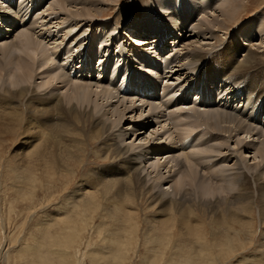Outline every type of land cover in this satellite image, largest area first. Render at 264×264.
I'll return each mask as SVG.
<instances>
[{
	"label": "rangeland",
	"instance_id": "1",
	"mask_svg": "<svg viewBox=\"0 0 264 264\" xmlns=\"http://www.w3.org/2000/svg\"><path fill=\"white\" fill-rule=\"evenodd\" d=\"M5 1H3L4 3L1 6L6 5ZM45 1L47 3L44 5L34 4L33 6L36 8L31 9L25 15V19H22L21 16L17 17L18 14L24 16V10L15 8L13 11L11 10L12 12L10 14H7L0 9L2 15H5L10 21L11 26H8L9 21L6 23L2 19L0 20V23L4 21L0 26L2 28V34L0 35V66L3 67L0 70V93L6 86V84L1 85V83L9 81L5 70L7 69L8 71L12 67L11 69H14L12 71L15 74L18 73L21 75L22 71H26L29 74H27L29 78L26 83L30 87V90L35 91L41 96H46L50 93H59L63 104L67 105V94L75 82H90L89 80L92 79L94 81V78H97L101 74L96 72L97 69L95 71L90 70V72L85 66H83V69H86V72L83 69L80 72V65H75L76 67L74 69L73 64L71 68L76 72L68 75L71 69L69 63L63 60L64 53L71 50L70 52L73 51V55H75L78 51H81V46H77L79 37L84 39L82 42L83 46H88V43L91 45V47H88L91 53L93 49L99 48L96 41L97 37L100 36H96L93 42V35L105 33L104 35L106 36L104 37H106L107 42L104 44L109 47L108 52L101 49L96 57L89 53V57L86 56L80 59L85 60L90 58L99 60L101 73L104 66L108 67L109 60L115 61L117 56H120L119 52H122V55L129 56V59H125V64L121 61L122 63L118 66V68L122 66L125 68V66L128 67L131 64L132 67H128L129 71L126 74L120 75L118 72L109 70L108 68L98 77L99 79L97 78L101 80L99 83L102 85L110 86L112 83L113 85L111 87L114 86L119 89L122 87L120 90H122L123 94L120 95L121 97L119 96L120 98L128 97V93H132L130 88L134 84V81H127L125 87L124 82L121 81L122 79L124 80V76L129 77L141 74L152 83V86L156 83V87L158 86L157 90L152 89L155 92L152 93L151 97L154 98L155 102L161 101L169 103V108L154 113L155 119L149 120L150 122L153 120L152 124H148L145 129L140 130V133L137 131V133H139L138 137L140 135L144 137L148 136L147 140L149 141L147 145H144L145 148L150 147L149 143L153 142L152 140L154 139V137H151L150 140V135H148L150 132H154L155 137L161 136L162 138H166V150H164V154L161 156L154 154V157H150L154 158V160L159 159L160 161L164 160V158H175L177 162H181L182 165L179 162L178 165L171 166L173 163L168 165L170 171L167 172L169 173L167 180L169 179L168 181L170 182L171 180L174 181L185 167L192 171L195 181L201 179L206 183L218 187L219 180L217 177L219 176L216 174V161L218 162L220 158L227 157V162L224 163L227 166H232L237 162L241 163L243 161L238 167L248 175L251 186H254V175L259 170L262 172V169H264V159H261L257 150H255L260 147L258 142L263 137V132L260 131L259 124H255V127H258V130L262 132L259 135L260 137H257V135L249 137V134H242L244 132H240L236 136H230L234 133L228 136L227 134H218V132L209 128L206 129L203 126L204 124L196 118L186 117V113L200 109L199 106L173 104L175 102H173L174 99L171 101V96H168L167 93L172 89L166 82L169 76L165 77L166 79L164 78L165 74L162 70L164 63H161L158 55L157 58H154L159 64L156 69L153 68L155 70L154 75L156 76L155 81L151 80L152 77L150 78L151 71L145 73L135 69L137 64L135 60L136 56L139 57L144 54L146 48H144V44L143 47L140 46L141 48L134 45L137 41L132 35L140 36L141 38L155 36L156 32L153 30L137 33L144 27L142 26L143 22H141L144 18L146 23L156 22L160 23V25L164 24L167 28L162 26V31L171 28L175 31L177 24L173 20L174 15H170V11L182 14L184 13V9L190 10L188 9L190 7L193 10H191L193 13L189 18L191 26L197 24L200 30L202 28L204 30V27L207 26L213 30L215 38L209 37V33L196 34L195 32L197 30L193 32L192 37L187 38L186 34L185 36H181V32L176 31L178 33L180 32L178 35L181 39L178 42L179 45H175L179 38H173L174 34L165 35L163 38L166 45L163 47V49L166 47L164 52L174 49L173 59L175 63H173H177L180 66V64H186V60L182 59L186 52L192 53L200 49L202 44H208L202 50H204L203 53L208 55V60L204 62L209 69L212 64H219L218 56L213 55V51L220 50L227 41L229 44L225 45L226 53L224 54V59H226L225 78L229 76H233L234 78H232V81H227V79L225 82L217 84L216 86L214 81H210L211 83L207 82L206 85L208 84V90L213 91L210 94L212 98L220 91L223 85L226 87H234L236 92H238L236 98L241 95L237 100L244 106V103L252 99V96L246 87L243 88V83L240 82L244 81V77H246V83L249 79L253 78L264 86V66L261 69L260 67L259 69H255L251 73L235 72L234 69L238 60L243 57V50L237 53L234 50L235 46L240 42L257 52L261 59H264V29L263 31L261 30L264 27V0H237V4L239 3L237 13L239 15L236 14L235 20L230 22H227L224 18L229 0H221L222 2L224 1L223 3L220 0H204V4L199 5L198 10L193 9L196 0H179L180 2L178 0ZM169 3L176 4L171 6L170 9L172 8L173 10L169 9L168 12V9H165V7ZM50 4H52L51 9L49 8ZM240 4H244V7H241ZM38 6H45L46 11L38 8ZM88 7L91 9L99 8L101 13H94V16H92V13L91 15L84 16L76 14L80 11L88 14L87 10H90ZM152 10L158 14L157 16L160 21L157 19V16L152 17V19L146 16ZM127 23L130 25H127ZM5 24L8 25L6 26ZM186 24L188 25L189 22L179 25L183 27ZM3 25L8 28L3 30ZM191 26L188 28L190 29ZM139 28L141 29L139 30ZM26 32L28 37L31 38V42L26 43L27 45L25 44L26 37L23 36L24 34L26 35ZM91 41L96 46L92 50ZM12 44H15V47L11 48L9 53L8 45L10 46ZM132 48L133 51H131ZM134 49L136 51L135 54H133ZM8 53H12L11 56H8ZM234 53H236L235 56ZM105 55L109 56V60L107 57H104ZM67 56H69L70 63H72L75 57L71 54H67ZM102 57L105 59H101ZM120 59L121 57L118 58V60ZM128 60H130V64H128ZM143 64L149 66L148 63L143 62ZM218 64L212 66L216 78L218 77ZM53 67H57L56 72H54ZM174 67L172 66L173 70L178 68ZM184 67L186 68V66L182 68ZM63 68L68 69L64 72ZM58 72L65 73V75L60 77ZM86 73L88 77H91V75L95 77H91L89 80L88 77L81 79L82 77L80 76L82 74L86 76ZM182 73L185 74L186 71ZM200 73L202 74L204 71H200ZM194 75L191 78H195ZM179 78L181 79V77ZM182 78L189 80L186 75L184 77L182 76ZM105 79L110 82H107ZM180 79L176 80V77L173 76L172 85L174 86ZM195 81H193L195 85L193 91L196 90L199 83L201 84V78L200 82L198 79H195ZM141 83H143L141 79L136 80V84L140 85ZM185 83L187 84L189 82ZM246 83L244 84L246 85ZM38 84H45L43 91H38ZM129 85L130 87H128ZM92 89L99 91V89L95 88V85H93ZM208 90H206V93L209 95L210 92ZM245 90L247 92L243 94ZM193 91L190 92V95L194 94ZM124 92H128L127 96ZM164 93L167 94L165 95ZM92 94L95 97V93ZM130 97L131 95L126 98L127 105H129V100L135 101L133 106L141 103L142 101L140 100H143L142 96L139 95H132V99ZM25 98L22 96L20 100L24 101ZM239 102L237 101L234 104H240ZM214 103H217V98H214ZM93 104V101L89 102L87 110L90 106L92 110ZM143 104L144 102L140 105L143 106ZM146 105L144 104L142 107V110H145L143 112L144 115L139 114L141 106L140 108L137 106L136 111L132 113L128 112L129 115L126 112V117L122 123L118 124L119 126H116L117 128L115 127L111 130L115 138L118 141H122L118 137V133L126 128L127 125L131 127L135 124V127L132 126V131L129 130L122 143L123 146H128V153L131 155L138 154L140 150L138 147L132 148L129 144L131 142L133 144L136 143V146L139 144V138L141 136L137 138L138 140H134L133 129L139 128L140 124L138 123L147 122L145 117L149 115L147 111L149 106L147 107ZM185 106L187 107L185 108ZM66 107L69 106L67 105ZM100 108L106 111L108 108L110 109V106H107V109L103 106ZM182 108L185 110H182ZM23 115L25 117V110H23ZM109 116H112L111 113ZM24 126L23 119L21 122H17L14 131H9V128H7L5 134L0 136V264H264V211L260 212L259 203L255 201L257 197H253V203L255 206L257 205L256 207L250 205V208H244L243 205H240L242 206V211L239 213V216L229 215L225 212L224 206H219L221 207V214L223 213L224 215L222 214L223 218L217 217L216 213L207 211L206 205L197 207L199 204L196 203L197 206L195 209L189 208V215L185 214L188 212L183 209L184 212L182 210H171L170 215L166 213V218H163V221L161 220L160 223L155 218L157 217L159 205L158 203L152 202L146 195L141 194L142 185L134 186L131 183L132 188L120 191L119 184L103 181L98 179V177H94L91 187H84L80 191L81 181L91 171L98 173V170L110 165L102 173L108 177H113L116 169V165H111L115 163L112 161L113 159L101 147L103 137L101 138L87 123L82 124L79 121L72 120L60 126L56 134V139L60 140V138H64L59 149L52 153L54 154L53 156L48 155L51 157L47 163L39 165L34 164V156L31 155L35 150L33 145L30 151L22 157V160L19 161L17 159V155H20L17 154V149L22 146L20 143L26 138L25 131L27 130ZM190 126L196 128L191 131ZM207 130L211 133L213 132V135L211 133L210 135L209 133L207 134ZM202 134H204L202 138L199 141H195L194 137L197 135L201 136ZM210 136H221L220 139L224 141L220 145L223 151L222 153L211 152L207 154L199 150L200 145L205 142L202 139L204 138L203 140L206 139L207 141V138H210ZM239 137L241 139L244 137L246 140L252 141L254 147H250L249 145L245 146V144H248L246 143L248 141L237 145L236 139ZM106 138H108L107 133ZM196 142L199 144L201 142V144L198 145ZM150 145L153 148L158 146L156 142L150 143ZM49 149L47 152L50 151ZM19 150L22 152V149ZM85 164H87V168L84 167ZM141 164L144 167L147 166L145 161L141 162ZM242 164L244 166L254 167L255 172L253 170L251 172L246 170L242 167ZM147 170L148 172L150 171L149 168L143 170L144 172L141 171L143 173H141L142 175L140 174L141 177H145ZM160 170L166 173V170L162 166H160ZM167 180H165L166 183L168 182ZM232 182L234 183V181ZM193 183L195 182H190L189 189L193 186ZM125 186L129 185L126 184ZM163 187L165 188L166 185ZM74 190L76 191V195L69 197L68 194ZM200 197V195L194 194V199L192 197H189V199L192 198L198 202L205 201V199L212 200L216 196L211 197L209 195V197ZM171 199H181V197H172ZM189 224L191 229L186 228V225ZM198 230L200 236L197 233L195 234ZM190 232L194 233V235H189ZM232 237L233 239L229 242V245L228 242L224 245V241Z\"/></svg>",
	"mask_w": 264,
	"mask_h": 264
},
{
	"label": "bare ground",
	"instance_id": "2",
	"mask_svg": "<svg viewBox=\"0 0 264 264\" xmlns=\"http://www.w3.org/2000/svg\"><path fill=\"white\" fill-rule=\"evenodd\" d=\"M3 1H5V0H0V9L2 11H4L7 14H10L15 8L20 9V10H24V13H23L24 16H22L21 13H20L21 15H19V14L17 15V17L21 16L22 19L23 18L25 19V15L28 12H30L31 9H33L35 7V6H33L34 4H43L44 5L47 3V1H45V0H44V2H43V0H6L5 1L6 5L1 6L2 3H4ZM236 1L237 0H229L228 1V4H227L228 7L226 8L225 13H224V15H225L224 18L226 19L227 22L235 20V15L238 14L237 9L239 8V3L237 4ZM239 1H245V0H239ZM190 2H192V1H190ZM174 4H176V3H174ZM174 4H171V3L167 4L165 9L167 8L168 12H169L170 7L173 6ZM202 4H204V0H196L195 7H193V9L198 10L199 5H202ZM51 5L52 4L49 5L50 9H51ZM45 6H43V7L38 6V8H42L43 10H45ZM240 6L244 7V4L243 5L240 4ZM241 7H240V9H241ZM88 9H90V10H87L88 14H84V12H82V11L77 12L76 14L84 16V15H91V13H92V16H94L95 15L94 13H96V14L101 13L99 8H92L91 9L88 7ZM188 9H190V10L184 9L183 10L184 13H182V14H178L175 11H170V15L171 16L174 15L173 20L177 24V29H175V31H173L174 29H172V28L169 30L165 29V31H162V26L165 27L164 24L160 25V23H156V22L146 23L145 18L142 19V21H141V22H143L142 26H144V27H143V29L139 28V30L140 29L141 30L138 31L137 33H141L142 31L147 32V31L153 30L156 32L157 35L155 34V36L148 37V38H141L140 36L138 37V36L132 35L134 37V39L137 41L134 45H137L139 48H141V47H143V44L144 45L149 44V41L151 40V41H153L154 44H156V45H154L156 49H161V48L163 49L165 43L162 42V37L164 35H169V34L173 35L174 34L173 38L176 39V37L179 38L178 35L181 32L180 33L181 36H185V34H186V37L190 38L193 36V32H195V30H197L195 32L196 34L209 33L210 34L209 37L215 38V36H214L215 34H214L213 30H211L209 27L204 25L205 29L203 30V28H202L200 30L198 28L197 24H194L193 26H191V21H189V18L192 16L193 12H191L192 9L190 7H188ZM170 10H173V9L171 8ZM189 12H191V13H189ZM0 14H1L0 20L2 19L7 23V21H9V20L5 17V15H2L1 11H0ZM157 15L158 14H156L155 11L152 10V12L148 13L146 16L149 19H152V17L157 16ZM157 19H159V17ZM179 20H180V22H179ZM4 21H2V22H4ZM159 21H160V19H159ZM2 22L0 23V26H1ZM187 22H189L188 25L186 24L185 26L180 27L182 24H185ZM8 24H5V25L10 26V21L8 22ZM179 24H181V25H179ZM127 25H130V24L127 23ZM201 25H200V27H202ZM189 26H191L190 29L188 28ZM3 27H4V25H3ZM5 28L7 29L8 27H4L3 30H5ZM165 28H167V27H165ZM222 28H223V26H222ZM263 29H264V27L261 30L263 31ZM25 31H26V29H25ZM176 31H180V32L178 33ZM77 32H78V30H77ZM24 33H22V34H24ZM1 34H2V28L0 27V35ZM104 34L101 33V35H98V33H97V34L93 35V37H92L93 42H94V39L96 36H100V37H97V41H96V44L98 45L99 48L93 49L96 46H94L93 42L91 41L90 42V43H92L91 50L93 49L91 53H90V48H88V47H91V45L88 43V46H86V47L83 46L82 42L84 39H82L81 37H79L80 39H78V45H77L78 47L81 46V48H80L81 51H78L75 55H73L74 54L73 51L70 52L71 50L64 53L63 60L66 61V63H69V66L71 69L70 71L68 70L69 73L67 71L68 75L72 74L73 72H76L75 70L73 71V68H71L73 66V64H74V69L76 67L75 65H77V64L80 65V67H79L80 72H82V69L84 68L83 66H85L86 69L89 68L88 69L89 71L90 70L95 71L97 69L96 72L101 74V75L104 72V70H107L108 68H109V70L111 69L112 71L118 72L120 75H124V74H126V72L129 71V68L132 67L130 62H129L130 60H128V64H130L128 66L129 68L126 66H125V68H127V69H125L123 66L118 68V66L122 62H124L123 64L126 63L125 59H129V56L122 55L121 54L122 52H119L120 56H117V59L115 61H110L109 56L105 55L107 57V59L109 60V63H108V67L104 66L101 73H100L99 60L90 59V58L85 59V60L80 59V58H84V57L88 56L89 53H90V55L96 57L100 53L101 49L105 52H108L109 47H107L106 44H104L107 42L106 37H104L106 35H104ZM131 34H132V32H131ZM23 36L26 37L25 44L31 42V40H30L31 38L28 37L27 32H26V35L24 34ZM108 36H110V35H108ZM180 41H181V39L179 38L175 45H179L178 42H180ZM159 44H160V46H159ZM226 44H229V43L226 41L220 50L213 51V53H212L213 55H217L218 59H219V64L215 63V64H218V77L217 78L214 76L213 69H212V66L215 64H212L210 66V68L208 69L206 63L204 62L205 60H208L207 59L208 55L203 53L204 50H202V49L206 48V46L208 44H205V45L202 44V46H200V49L195 50V51L192 50L193 51L192 53L186 52L182 58L183 60L184 59L186 60L185 61L186 64L185 63L180 64V66L177 63H176L177 65L174 64L175 63L174 59H173L174 49H170L169 51H166V53H165V54H167L166 56H159L156 53L155 49H153L154 50L153 51L152 49H149V47H148V48H146L144 54L140 55L139 57L136 56L135 60L137 61V64H136L135 69L142 71V72H145V73H147L148 71H151L150 78L152 77L151 80L155 81L156 76L154 75L155 70H153V68L156 69V67L159 66V64H158V61H156L154 58L155 57L157 58V55H158L160 57L161 63L162 62L164 63V66L162 69L164 71V74H165L164 78L169 76V78H167V79L170 81L166 80V82L170 87H172V89L167 93H168V96H171V98H170L171 101H172V99H174L173 102L174 101L175 102L173 104H175V105L179 104V105H183V106L184 105H189V106L198 105L199 108L201 109V110L200 109L193 110L190 113H186L185 114L186 117L196 118L197 120L201 121L204 124V125L203 124L202 125L206 129L207 128L212 129V130L218 132V134L220 133L221 135L227 134L229 136V134L234 133L230 136H233V135L236 136V135H239L240 132H244L242 134H246V135L249 134V137L254 136V135H257V137H258L263 132L262 133L263 137L261 136L263 139V142L261 139L260 142H258L260 144V147L259 148L255 147L256 148L255 150H257L258 155L261 156V159H264V86H262L259 82H257L253 78L249 79L246 83V77H244L243 78L244 81H241L240 83H243V88L246 87V89L249 91V94L252 96V99H249V101L244 103V106H243V105H241L239 100H237L239 97H241V95H239L238 98H236L238 92H236L234 87H226L225 85H223L220 88V91L214 95V98H217V103H214V98H212V96H210V94L213 91L208 90V88H209L207 86L208 84L206 85L207 82H210V81L213 82L214 81V84L216 86L217 84L225 82V80H227V79H228L227 81H232V78H234L233 76H231V77L229 76V77L225 78V74H226L225 61H226V59H224V54L226 53V51H225V45ZM14 45L15 44H12L10 46L8 45L9 53H10L11 48L15 47ZM134 45H132V47H134ZM78 47H77V49H79ZM241 50H243V57H242V59L238 60L237 65L235 66V69H234L235 72L251 73L255 69H259V67L261 69L264 66L263 65L264 59H261V57L259 56V54L257 52L252 50L247 45L238 42V44L235 46L234 51L237 53L238 51H241ZM131 51H133V48L131 49ZM135 52L136 51L134 49L133 54H135ZM236 53H234V56L236 55ZM11 54H9L8 56H11ZM67 54H71L73 57H75V59H74V61H72V63H70V61H71L69 58L70 55L67 56ZM208 54H211V53H208ZM120 57H121V59L118 60V58H120ZM169 57H171V58L168 59ZM101 59H105V58L102 57ZM143 62H145L146 64L148 63L149 66L144 65ZM98 66H99V68H98ZM172 66H175V67L179 66V67L178 68L174 67L176 70H173ZM183 66H186V68L185 67L182 68ZM2 68L3 67L0 66V70ZM11 68L12 67H10L8 69V71H7V69L5 70L7 72V73L6 72L5 73H6V75H8L7 78L9 81L1 83V85L6 84V86L2 89V91L0 93V99L6 100L8 102L5 104H0V136L2 134H5V131L7 128H9V131H14L16 129L17 122L19 123V121L21 122V120L24 119V123H25L24 127L26 128L27 131H25L26 132L25 133L26 138L24 137L25 139L22 140L20 143L22 146H24V147L21 146L19 148V149H22V152L19 149H17V154H20V155H17V157H18L17 159L19 161L22 160V157L25 156L28 151H30V149L33 145V147H35V150L33 153H31V155L34 156V158H33V160H35L34 164L39 165L42 163H47L48 160L50 159V157L54 155L52 153H54L57 149H59L60 144L62 143V140L64 138V137H62V138H60V140L56 139V134H57V131L59 130V127L62 126L65 122H71L72 120H76L82 124L87 123L91 127V129H94L100 135L101 138L103 137L102 138L103 144L101 145V147L113 159L112 161L115 162L111 165H116L115 174L113 175V177H108L105 174H103L101 171H98V173L91 171L81 181L80 191L84 187H89V186L91 187L92 180L94 177H98V179H101L103 181H108V182L119 184V190L120 191H124L125 189L132 188L131 183L134 186L135 185H142V187H141L142 191L140 190L141 194L146 195V197L150 198L152 200V202L158 203V205H159L158 211H157L159 214L157 213V217H155L157 220H159V222L161 220L163 221V218L164 219L166 218L165 217V216H167L166 213H168L170 215L171 210L172 211H177V210L180 211L183 209V210H186V212H188V211H190L189 208L195 209L197 204H199L197 207H203L204 205H206L207 211L209 210L213 213H216L217 217H222V214H223V213L221 214V212H220L221 207H219V206H224L225 212L228 213L229 215H238L239 216V213H241V211H242V206H240V205H243L244 208H250V205L251 206L254 205V203H253L254 198L253 197H257V200H255V201H257L259 203L260 212L264 211L263 210V207H264V169H262V172H260V170L258 169L259 170L258 173L256 175H254V177H253L254 186H251V182L248 179V175L246 173H244L243 170H240V168L238 167L239 164H241L243 161H241V163L237 162L232 166H227L226 164H224L227 162V159H228L227 157L220 158V160L218 162L216 161L217 164L215 165V169H217L216 174L219 176V177H217V179L219 180V182H218L219 186L218 187L213 186L212 184L206 183L204 180H201V179H198L197 181H195L193 178V175H192L193 174L192 171H190V169H187L185 167L182 169V172H180V174L175 178L174 181L171 180V182H170V181H168L169 179L167 180V178H169L168 177L169 173H167V172L170 171V169L168 168V165L173 163V165H171V166H174V165H178L179 163L181 164V162L178 161L179 162L178 163L177 159H175V158H164V160L160 161L159 159L154 160V158L150 157V156H153L154 154L160 155V156L164 154V152H165L164 150H166V148H165V145H166L165 139L166 138H162L161 136L155 137L154 132H150L148 134V135H150V140H151V137H154V139L152 140L153 142H150V143L156 142L158 144V146L153 148V147H151V145L149 143L150 147L145 148L144 145L145 144L147 145V143L149 141V140H147L148 136L144 137V136L140 135L142 138L140 136H139L140 137L139 138L138 135L140 133V130L145 129L148 126V124H150V123L152 124L153 120L151 122L149 120L155 119L154 113H156L158 111H164L165 109L169 108V103L161 102V101L155 102L154 98L151 97V95L149 96L147 94V91H151V94L154 93L152 89L157 90L158 86L156 87V85H155L156 83H154L152 86V83L143 75L138 74V75L129 76V77L124 76V80L123 79L121 80L124 82L123 84L125 85V87H126L127 81L128 82L134 81L132 88H130V91L132 93H128V92L127 93L129 95H131V97H130L131 99H132V95L142 96L143 100H145V101H143V100H140V101L144 102L145 105H146V103H148L146 106L147 107L149 106V109L147 110L149 112L148 113L149 115L148 116L146 115V117H145L147 122L146 123H138V124H140L139 128L133 129L134 140L139 138L140 141H139V144L137 146L135 145L136 143L133 144L130 141L131 143L129 144V146H131L132 148L138 147V148H140V150H139L138 154L136 153L134 155H131L130 153H128V146H123L122 143L125 140V138H126L125 136H127L129 130L132 131V126L135 127L134 126L135 124L132 125L131 127L127 125L126 128H124L122 130L120 129L121 131L118 133V137L121 138L122 141H118L115 138V136L113 135L111 130H113L116 126H119L118 124L122 123V121L126 117V114H125L126 112L128 114V112L132 113L133 111H136L137 106H139L142 102L133 106V104H135L134 103L135 101L133 102L132 100H129V102H128L129 105H127V99L126 98H128L129 95H128V97L120 98L121 97L120 95L123 94L122 90H120L122 87L120 89L117 87H114V86L111 87V85H113L112 83L110 86L102 85L101 83H99V82H101V80H98L99 79L98 77L101 75H99L97 77L98 79L94 76L96 78L95 79L91 75V77L94 78V81H93V79L89 80V79H91V77H88L87 73H86L87 74L86 76H84L85 73L82 75L80 74L81 75L80 77H82L81 79L88 77V80L90 82H87V81L77 82V83L75 82L73 84V87H70V91L68 90L69 93L67 92L68 93L67 94V97H68L67 105L69 107H66L67 105L63 104V101H62L61 97L59 96V93H56V94L50 93L49 95H46V96H41V95L37 94L35 91L30 90L29 89L30 87L26 83V82H28L27 79L29 78L28 77L29 74L26 71H22L21 75H19L18 73L15 74L12 71L14 69H11ZM56 69H57V67L56 68L53 67L54 72L57 71ZM63 69H64V72L67 70L66 68H63ZM85 70H84V72H86ZM184 71H186L185 74L182 73ZM200 71H204V73L201 74ZM210 71H212L211 74H209ZM214 71H215V69H214ZM191 72H193V73H191ZM179 73H180V75H178ZM195 73H197V74H195ZM58 74L60 77L65 75V73H62V72L61 73L58 72ZM77 74H78V72H77ZM184 75H186L187 79H189V80H185L186 78L183 79L182 76L184 77ZM192 75H194L195 78H191ZM208 75H211V76H208ZM173 76L176 77V80L180 79L179 77H181L180 81H177L174 86L172 85L173 84V81H172ZM200 78H201V84L199 83V86L196 88L197 93H194L193 99L187 100V98L189 97L190 91L195 89V85L193 84V81H195V79H198V81L200 82ZM102 79H103V77H102ZM140 79L143 81V83H141L140 85L136 84V80H140ZM95 80H97V81H95ZM105 80H107V79H105ZM91 81H93V82H91ZM184 81L189 82V83L186 84ZM107 82H110V81L107 80ZM244 83H246V85ZM117 84H119V83H117ZM93 85H95V88H97V89H99L100 86H102V87H100V89L98 91L96 89H92ZM130 85L128 87H130ZM44 87H45V84H38L37 89H38V91L39 90L43 91ZM118 87H119V85H118ZM200 87H202V88H200ZM206 90H208L210 92L209 95L206 93ZM247 90L243 91V94L246 93ZM179 91H181L180 96L177 95ZM204 91L206 93V94L204 93L205 95L203 94ZM92 93H95V97H93ZM124 93H126V92H124ZM127 93H126V96H127ZM22 96L26 97L24 101L20 100ZM57 96H58V98H57ZM163 97H165V96H163ZM196 99H198V102L195 101ZM135 100H136V98H135ZM177 100H179L178 103H177ZM236 100L240 104H238V103L234 104L235 102H237ZM91 101L94 102V104L92 105L93 109L91 110V106H90V108L87 110V106L89 105V102H91ZM84 103H86V104H84ZM144 104H143V106H144ZM102 106L104 108H106L107 106H110V109L108 108V110L103 111L100 108ZM140 106H139V108H140ZM143 106H141V110L139 111L140 115H144L143 112L145 110H142ZM186 107L187 106H185V108ZM23 110L26 111L25 117L23 115ZM182 110H185V109L182 108ZM100 111H102V112H100ZM110 113L113 117L109 116ZM183 113H185V112L183 111ZM255 124L256 125L259 124V126H260L259 129L262 132H260L258 130V127H255ZM190 128H191V131H193L196 127L190 126ZM137 131H139V133H137ZM191 131H189V132H191ZM207 131H205V132H207ZM106 133L108 134V138H106ZM143 133H144V131H143ZM208 133L210 135L211 132L208 131L207 134ZM203 135L204 134H202L201 136H199V135L195 136L194 137L195 141H199ZM208 138H207V141H206V139L203 140L204 138L202 139V141H205L202 145H200L201 142H200V144L198 142H196V143H198V145H200L199 150H201L202 153H207V154L211 153V152H216L218 154L222 153L223 151H222V148L220 145L223 144L224 141H222L220 139L221 136L220 137L210 136L209 140H208ZM236 140H237L236 141L237 145H239V143L243 144L244 142L248 141V142H246L248 144H245V146L249 145L250 147H254V145H252L254 143H252V141L246 140V138H244V137L242 139L239 137ZM159 142H160V144H159ZM182 145L184 146L183 143H182ZM191 146H193V145L191 144ZM196 146H197V144H196ZM184 148H185V146H184ZM48 149L50 150L49 152H47ZM49 154L51 156H48ZM27 156H29V155H27ZM43 157H45V158H43ZM199 158H203V157H199ZM45 160H47V161H45ZM144 161H145V163H147L146 167L142 166V164H141V162H144ZM109 166L103 168L102 170H106ZM160 166H162L166 170L165 172L167 174L163 173L164 171L160 170ZM263 166H264V163H263ZM224 167H226V168H224ZM228 167H230V168H228ZM242 167H244L246 170H248L250 172H251V170H253L255 172V169L252 166H248V165L244 166L243 165ZM148 168L150 169V171L148 172V170H147L145 172L147 174V176L145 174V177H141V175L143 174L141 171L148 169ZM229 171H231V172H229ZM165 180H167L170 183L169 184H168V182L166 183ZM192 181L195 183H193V186H191V188L189 189L190 182H192ZM232 181H234V183ZM126 184H128L129 186H125ZM85 185H87V186H85ZM164 185H166L165 188L163 187ZM137 187H139V186H137ZM193 187H194V189H193ZM119 190H117L118 193H120ZM137 192H136V194H137ZM194 194H198L201 197H209V195L211 197H214V196H216V197L212 200L211 199H205V201L204 200L198 201L199 202L198 203V202L193 200ZM216 194H218V195H216ZM139 195H140V193H139ZM222 195H224V196H222ZM137 197H140V196H137ZM167 197H171V198L172 197H174V198L181 197V199H171V198H167ZM189 197H192L193 199L191 198L192 199L191 200V199H189ZM185 203H186V205H185ZM183 210H182V212H184ZM185 214L189 215L190 212L185 213ZM183 223H184V221H183ZM185 224H186V222H185ZM237 224H239V222H237ZM243 225H246V224H243ZM190 227H191L190 224L186 225V228L191 229ZM186 228H185V230H186ZM199 230L196 231L195 234L197 233V235H199L200 234ZM190 234L194 235V233H191V232L189 233V235ZM233 237L229 240L224 241V245L227 244L226 242H228V245H229V242L232 241ZM201 242H202V240H201ZM233 243H230V244H233Z\"/></svg>",
	"mask_w": 264,
	"mask_h": 264
},
{
	"label": "snow or ice",
	"instance_id": "3",
	"mask_svg": "<svg viewBox=\"0 0 264 264\" xmlns=\"http://www.w3.org/2000/svg\"><path fill=\"white\" fill-rule=\"evenodd\" d=\"M7 102H8V101H6V100L0 99V104H5V103H7ZM84 167L87 168V164H85ZM98 171H101V172H102L103 170L100 169V170H98ZM85 186H87V185H85ZM68 195H69V197L75 196V195H76V191L74 190V191L70 192ZM66 199H67V198H66Z\"/></svg>",
	"mask_w": 264,
	"mask_h": 264
}]
</instances>
